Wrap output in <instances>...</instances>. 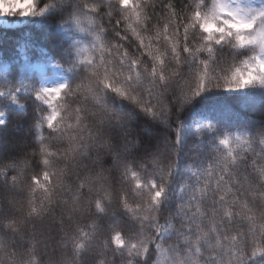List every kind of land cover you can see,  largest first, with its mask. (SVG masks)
<instances>
[{"label":"clouds","instance_id":"9594fccd","mask_svg":"<svg viewBox=\"0 0 264 264\" xmlns=\"http://www.w3.org/2000/svg\"><path fill=\"white\" fill-rule=\"evenodd\" d=\"M0 264H264V0H0Z\"/></svg>","mask_w":264,"mask_h":264}]
</instances>
